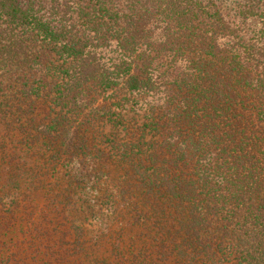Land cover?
<instances>
[{
	"label": "trees",
	"instance_id": "1",
	"mask_svg": "<svg viewBox=\"0 0 264 264\" xmlns=\"http://www.w3.org/2000/svg\"><path fill=\"white\" fill-rule=\"evenodd\" d=\"M195 2L201 10L202 36L194 37V32L185 36L190 45L201 38L199 52L211 67L202 78L205 95L192 97L185 113L171 119L174 129L160 117L158 107L147 109L152 122L139 129L140 138L131 135L118 147L113 145L121 155L119 161L132 166L127 177L136 178L142 196L135 207L146 206L156 193L170 196L177 205L187 199L184 206L191 209L195 223L208 212L229 214L230 204L235 209L225 227L233 222L252 227L247 239L238 237L243 243L238 250L260 255L264 251V0H234V15H225L213 0ZM144 4L142 0H0L4 137L0 151L8 156L11 171L14 158L13 152L7 153L9 146L27 149L23 160L29 159L30 151L32 157L50 154L46 164L56 168L64 164V156L91 152L89 138L98 122L106 123L105 114L110 117L107 121L122 125L127 107L141 103V108H132L142 110L144 103L151 105L142 100L151 96L150 69L162 43L141 29L147 12ZM106 44L115 48L109 59L98 51ZM188 48L182 44L177 50L184 53ZM93 83L107 93L128 92L118 117L111 103L94 105L99 114L106 112L100 117L77 116L86 106L79 105L78 95ZM150 126L162 138L159 154L170 155L158 168V151L150 152L158 141L151 140L142 150ZM100 153L83 175L99 173V164L111 159ZM25 163V170L32 171L34 162Z\"/></svg>",
	"mask_w": 264,
	"mask_h": 264
},
{
	"label": "rangeland",
	"instance_id": "2",
	"mask_svg": "<svg viewBox=\"0 0 264 264\" xmlns=\"http://www.w3.org/2000/svg\"><path fill=\"white\" fill-rule=\"evenodd\" d=\"M213 1L225 15L235 14L234 0ZM142 2L147 12L141 29L162 43L150 69L151 96L142 100L151 105L144 103L142 110H134L141 108V103L127 107L122 125L107 121L110 117L105 114L106 123L98 122L93 138H89L91 152L64 156V164L56 168L46 164L50 154L32 157L30 151L29 159L23 160L27 149L9 146L7 153L13 152L14 158L11 171L8 156L0 151V264H264V251L257 255L238 250L237 245L243 244L238 237L246 235L243 239H247L252 227L236 222L225 227L235 209L230 204L226 206L229 214L213 216L208 212L195 223L191 209L184 206L187 199L177 205L170 196L156 193L146 206L133 205L142 196L136 178L127 177L132 166L119 161L121 155L113 144L118 147L131 135L140 138L139 129L152 122L151 111L146 110L154 106L174 129L171 119L185 113L192 97L205 95L202 78L204 71L211 69L199 52L201 38H194L202 36L198 30L202 25L201 10L196 8L195 0ZM190 32L196 33L188 37L197 40L193 45L186 38ZM182 44L189 45V50L179 52L177 47ZM111 49L115 48L106 44L98 51L109 59L113 57ZM80 92L79 105H86L78 111L81 119L104 115L106 112L101 110L99 114L94 105L107 103L112 104L114 115L120 114L128 93H107L96 83L86 85ZM112 117L115 121L116 117ZM155 134L154 126L147 128L142 150H147L151 140L158 141L150 150L158 151V168L170 155L159 154L164 145ZM0 139H4L1 131ZM100 151L111 159L99 164V173L83 175L91 171V161L98 162ZM29 160L34 162L29 167L32 171L25 170V161ZM71 161L78 162L68 164ZM163 174L160 170V176Z\"/></svg>",
	"mask_w": 264,
	"mask_h": 264
}]
</instances>
